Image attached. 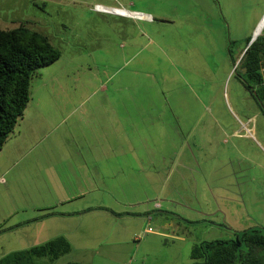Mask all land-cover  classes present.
I'll list each match as a JSON object with an SVG mask.
<instances>
[{
    "label": "rangeland",
    "instance_id": "obj_1",
    "mask_svg": "<svg viewBox=\"0 0 264 264\" xmlns=\"http://www.w3.org/2000/svg\"><path fill=\"white\" fill-rule=\"evenodd\" d=\"M127 1L0 0V28L26 26L46 35L65 59L83 56L78 62L82 63L79 74L72 71L75 76L63 78L68 84L88 79L81 95L70 86H61V97H96L100 93L90 88L89 81L108 78L107 93L112 92L113 84L125 82L137 88L131 90L132 96L167 99L181 116L190 115L192 154L184 155L189 158V169L181 165L165 181L145 186L107 187L119 199L130 200L124 210L143 216L151 228L154 223L165 224L167 228L162 230L173 232L174 237L151 234L144 238V234L145 241H138L135 238L141 234L135 232L140 220L129 216L117 224H131L129 242L75 251L69 257L80 261L78 264H146L143 255L149 253V264H191L195 243L234 238L235 227H264V116L237 77L240 53L263 12L252 7H264V0H147L157 18L164 15L173 21L172 26L149 24L148 39L162 37L155 57L142 62L136 58H88L93 46L91 25L101 20L88 6L121 7ZM155 44L149 42L150 47ZM65 59L53 70L42 67L39 72L60 78ZM132 68L139 72L131 74ZM38 76L30 82L35 96ZM44 91L49 92L47 88ZM4 193L8 196L10 191ZM146 208L150 210L147 214L143 213ZM95 223L91 222L90 234L94 240L108 225ZM172 253L174 258L167 261ZM65 260L63 256L55 260L33 258L35 264H67Z\"/></svg>",
    "mask_w": 264,
    "mask_h": 264
},
{
    "label": "crops",
    "instance_id": "obj_2",
    "mask_svg": "<svg viewBox=\"0 0 264 264\" xmlns=\"http://www.w3.org/2000/svg\"><path fill=\"white\" fill-rule=\"evenodd\" d=\"M125 5L88 6L101 19L91 25L93 46L88 58H136L142 62L156 56L162 37L158 35L150 41L149 24L172 26L173 21L164 15L157 18L147 0H128ZM252 8L263 9L253 28L257 35H263L264 7ZM116 9L133 16L119 14ZM149 42L156 44L150 47ZM62 59L63 55L42 69L53 70ZM82 59V55L67 57L60 69L64 76L60 78L39 72L38 96L30 86L23 115L0 149V228H4L0 232V258L63 237L71 247L63 255L65 263H78L69 257L72 252L129 242L133 235L131 224L125 221L117 225L129 216L140 220L135 232L141 234L135 238L138 241L144 240V234V238L151 234L174 237L173 232L162 230L167 228L165 224L154 223L151 228L143 216L124 210L130 200L119 199L107 187L145 186L165 181L181 165L189 169V158L184 155L192 154L188 141L192 118L189 114L181 116L167 99L132 96L131 90L137 88L125 82L113 84L112 92L107 93L108 78L89 81L93 85L90 88L100 93L96 97H61V86H70L76 95H81L88 79L68 84L63 78L75 76L74 72L78 75ZM86 66L90 68L87 63ZM129 72L134 75L139 70L132 68ZM46 88L49 92L44 91ZM5 190L10 191L8 196ZM116 206L122 210H116ZM149 211L146 208L143 213ZM92 221L108 224L95 240L90 236ZM243 229L248 228H234ZM148 256L149 253L143 255L146 264ZM173 256L172 253L167 261Z\"/></svg>",
    "mask_w": 264,
    "mask_h": 264
},
{
    "label": "trees",
    "instance_id": "obj_3",
    "mask_svg": "<svg viewBox=\"0 0 264 264\" xmlns=\"http://www.w3.org/2000/svg\"><path fill=\"white\" fill-rule=\"evenodd\" d=\"M250 39L242 51L237 77L257 98L264 116V90L260 87L264 73V35L256 36L249 43ZM60 55L59 49L40 32L23 25L0 28V149L23 115L30 99L31 79ZM232 232L234 238L231 239L195 243L190 252L191 264H264V228L256 226ZM70 249L65 238L57 237L28 249L9 252L0 258V264H35L34 257L44 256L55 260Z\"/></svg>",
    "mask_w": 264,
    "mask_h": 264
},
{
    "label": "built area",
    "instance_id": "obj_4",
    "mask_svg": "<svg viewBox=\"0 0 264 264\" xmlns=\"http://www.w3.org/2000/svg\"><path fill=\"white\" fill-rule=\"evenodd\" d=\"M114 11L119 13V14H122V15H127V16H131L132 15V13H130L129 11H126L124 9H116ZM260 87L264 90V73L262 74V77H261V80H260ZM156 206L159 207V204H156Z\"/></svg>",
    "mask_w": 264,
    "mask_h": 264
},
{
    "label": "water",
    "instance_id": "obj_5",
    "mask_svg": "<svg viewBox=\"0 0 264 264\" xmlns=\"http://www.w3.org/2000/svg\"><path fill=\"white\" fill-rule=\"evenodd\" d=\"M255 32L253 33V35H252V37H251V39H250V41H249V43L252 41V40H254L255 39Z\"/></svg>",
    "mask_w": 264,
    "mask_h": 264
},
{
    "label": "flooded vegetation",
    "instance_id": "obj_6",
    "mask_svg": "<svg viewBox=\"0 0 264 264\" xmlns=\"http://www.w3.org/2000/svg\"><path fill=\"white\" fill-rule=\"evenodd\" d=\"M248 85H249V84H248ZM254 99H255V98H254ZM255 100L258 101L257 98H256ZM257 103H259V102H257ZM258 106H259V105H258Z\"/></svg>",
    "mask_w": 264,
    "mask_h": 264
},
{
    "label": "bare ground",
    "instance_id": "obj_7",
    "mask_svg": "<svg viewBox=\"0 0 264 264\" xmlns=\"http://www.w3.org/2000/svg\"><path fill=\"white\" fill-rule=\"evenodd\" d=\"M257 35V33L255 32V36Z\"/></svg>",
    "mask_w": 264,
    "mask_h": 264
}]
</instances>
